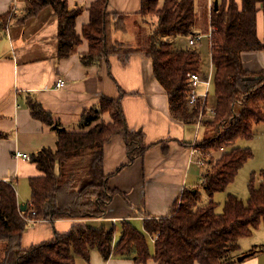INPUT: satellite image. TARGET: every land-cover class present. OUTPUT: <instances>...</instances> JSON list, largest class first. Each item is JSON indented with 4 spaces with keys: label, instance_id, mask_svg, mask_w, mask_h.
<instances>
[{
    "label": "trees",
    "instance_id": "16d2710c",
    "mask_svg": "<svg viewBox=\"0 0 264 264\" xmlns=\"http://www.w3.org/2000/svg\"><path fill=\"white\" fill-rule=\"evenodd\" d=\"M108 1L97 0L90 8L91 19L83 30L84 38L90 41V52L82 56V62L89 65L110 55L126 59L136 52L146 53L153 59L154 74L169 96L174 115L194 122L200 115L201 102L189 108L187 99L191 75L201 72L202 59L193 48L175 49L173 40L194 35L198 29L200 16L196 1L165 0L160 7V0H142L141 14L158 18L152 36L136 49L115 50L108 47L109 23L124 16L110 14ZM262 2L223 0L217 10L214 6L211 20L207 6L203 12L207 26L213 29L211 59L216 96L215 115L203 120L211 134L196 145L208 159L201 184L207 200L199 190L186 189L179 206L177 202L167 216L146 218L144 230L126 220L121 227L113 224L96 228L87 224V220L105 216L116 194L108 184L109 175L104 173L105 145L114 136L121 135L130 164L164 141L146 145L143 134L128 129L122 97L102 98L98 107L85 114L83 124L89 130L82 132H68L39 104H32L34 117L57 130V147L43 149L32 156L41 176L31 180L32 199L24 211L18 205L13 187L8 184L0 187V242L6 244L0 264H75L77 256L89 260L94 249L107 260L113 256H137L141 263L154 259L159 264H235L240 240L264 224V170L259 174L262 181L258 183L253 173L247 202L228 194L222 212H218L220 204L214 196L226 191L254 157L252 149L238 147L237 143L241 139H253L255 125L264 122V71L246 70L241 59L244 51L264 49L257 32L258 5ZM49 6L59 19L60 55L69 56L82 41L76 31L80 9H71L66 0H28L27 9L17 22L23 23ZM9 19L3 18L7 22ZM123 95L122 91L120 96ZM105 112L111 114L112 122L101 119ZM220 150L224 151L223 155L215 159L213 154ZM77 159L81 160V168L88 171L78 190L64 178L65 166ZM69 188L73 191L68 201L63 195L69 193ZM33 210L36 220H73L75 223L67 233L57 232L52 240L24 248L22 237L30 224L25 216L32 217ZM118 232L120 236L116 240ZM148 236L154 242L153 252ZM256 251L253 249L251 254Z\"/></svg>",
    "mask_w": 264,
    "mask_h": 264
},
{
    "label": "crops",
    "instance_id": "0c3cea01",
    "mask_svg": "<svg viewBox=\"0 0 264 264\" xmlns=\"http://www.w3.org/2000/svg\"><path fill=\"white\" fill-rule=\"evenodd\" d=\"M66 1L71 9L82 11L76 20V31L82 41L69 56L62 57L59 19L51 6L21 23L17 18L26 11L28 0H0V23L3 18L10 17L7 23L0 25V187L2 184L10 185L17 195L18 205H28L32 199L31 180L41 176L32 156L43 149L55 150L57 147V130L34 117L32 104H39L52 115L56 124L68 132H82L89 129L83 124L85 114L98 107L102 98L122 97L128 129L132 133L143 134L146 145L164 143L152 146L144 157L130 164L126 142L121 135L114 136L105 145L104 173L109 175L108 184L116 194L104 217L90 219L86 223L95 227L93 222L104 220L121 227L126 220L144 230L145 219L169 215L174 205L180 202L184 190L202 192L201 184L207 168L198 163L199 156L192 154V147L208 137L211 129L206 123H199L198 118L194 122H186L174 115L169 96L154 74L153 59L146 53L136 52L126 59L110 55L85 65L82 56L90 52V41L84 38L83 30L90 22V8L97 0ZM195 1L200 16L198 29L194 35L177 37L183 47L181 49H195L189 41L197 35L202 38L195 47L203 45L204 37L208 36L204 9L207 6L211 20L215 1L220 5L223 3V0ZM236 1L240 3V0ZM164 3L165 0H160L159 6ZM141 8L142 0L108 1L110 14L125 17L110 21L109 49L138 48V29L143 24H153L152 36L158 18L150 15L154 23L150 22L141 14ZM257 32L264 44V2L258 5ZM241 59L246 70L253 73L264 71V49L244 51ZM60 79L66 82L62 88L56 86ZM122 91L125 95L120 96ZM203 91L204 86L199 87L198 92ZM215 105L211 104V107ZM101 119L112 122L109 112L103 113ZM254 133L247 148L253 150L255 169L261 173L264 170V122L255 125ZM17 152L28 154L30 159L17 158ZM223 153V150L214 153V158L219 159ZM260 177L258 182L262 180ZM215 196H219V201L225 198L224 192ZM74 223L73 220L30 223L23 234L22 246L26 248L52 240L57 232H69ZM119 236L120 232L116 240ZM148 239L154 244L152 238L148 236ZM241 240L244 241L239 242L237 257L251 254L253 249L257 251L243 261L237 259L235 264H264V224ZM150 249L153 252L154 245ZM75 264L159 263L154 259L141 263L137 256H113L107 260L94 249L89 260L77 256Z\"/></svg>",
    "mask_w": 264,
    "mask_h": 264
},
{
    "label": "rangeland",
    "instance_id": "374dc122",
    "mask_svg": "<svg viewBox=\"0 0 264 264\" xmlns=\"http://www.w3.org/2000/svg\"><path fill=\"white\" fill-rule=\"evenodd\" d=\"M125 18V17H124ZM145 19H149L150 22L154 23V20L152 19V17L146 16L144 17ZM7 21L2 20V23H5ZM0 23V25L2 24ZM146 23V22H144ZM208 31L206 32L207 34H209V31L211 29L210 25H208ZM153 29V24L149 23L148 26L144 25L140 26L138 30H140V43H144V41L148 40L151 37V30ZM134 30H135V25H134ZM146 30V31H145ZM184 37V36H181ZM179 38V37H178ZM178 38L175 40L174 43V48L178 49V50H182L181 48V44L180 41L178 40ZM196 51H198L200 53L201 59H202V65H201V73L204 74L205 76H209L211 74V82H210V92H209V106L211 107V104H216V96H215V81H214V77H215V71H214V67H212V59H211V43H210V39L208 38V36L204 37L203 39V45L196 48L194 47ZM212 74H213V80H212ZM205 90H206V85H203ZM215 109V107H214ZM89 130V129H88ZM85 130V131H88ZM84 131V130H83ZM201 138V135H200ZM250 142H248V140H239L237 143L238 147L241 148H247V146L249 145ZM254 158V157H253ZM250 159L244 166L243 168L239 171L238 176L235 180V182L233 184H231L226 191H224V195L225 198L222 201H219V196H215L216 198V202H220V207L218 208V212H222V206L225 203L228 194H234L236 195L240 200H242L243 202H247L249 197H250V192H249V184H250V180L251 177L253 175V173L255 174V179L258 183V178H259V174L260 172H258L255 168H256V159ZM81 160H76L75 163H69L67 164L64 170V178H67L68 180H70L71 182V187H74L76 190L79 189V187L81 186V182H83L85 180V175L88 171H84L81 168ZM262 181V180H261ZM69 193L65 194V192H63V196L66 197V199L69 201L70 200V196L71 195V191L72 188H69ZM203 192V190H202ZM204 196V200H207V195H205V193L203 194ZM179 206V203H178ZM35 219V217H34ZM36 220V219H35ZM104 221V220H103ZM93 222V225L95 227H99L101 224L105 225V226H111V223L108 222ZM37 222V220H36ZM103 222V223H102ZM150 241V240H149ZM240 241H244V240H240ZM151 242V241H150ZM150 246L153 245V243H149ZM5 247L6 244L3 242H0V261L3 259L4 257V252H5ZM236 255H238V252L235 253ZM240 257V256H239ZM237 257V259L239 258Z\"/></svg>",
    "mask_w": 264,
    "mask_h": 264
},
{
    "label": "built area",
    "instance_id": "2783aa9c",
    "mask_svg": "<svg viewBox=\"0 0 264 264\" xmlns=\"http://www.w3.org/2000/svg\"><path fill=\"white\" fill-rule=\"evenodd\" d=\"M208 37H209L210 41L212 42V38H213V29L212 28L209 31ZM201 38L202 37L199 35L191 37V39L189 41V45L191 47H195ZM212 67H213V64H212ZM212 80H213V74H212ZM210 82H211V74L207 77L204 74H202L201 72L200 73H194L191 75V78H190L191 92H190L188 99H187V105L189 108H194V107H196L198 102H201V112H200V115L198 117L199 123H202L203 120H205V118H210V117H213L215 115L214 109L209 106ZM65 85H66V82L63 79H60L56 84V86L58 88H62ZM203 85H206V90L204 88V91L199 93L198 89H199V87H201ZM192 154L193 155L197 154L199 156L198 163L201 166H205L207 164L208 159L205 158L202 155V153L196 147H192ZM16 157L17 158L21 157V158H25V159H30V156L28 154H24L21 152H17ZM35 215H36V211L33 210L32 211V217H29V216L26 217L25 216V219L29 223H34V222H36V220L34 219ZM115 221L116 220L114 219V222Z\"/></svg>",
    "mask_w": 264,
    "mask_h": 264
},
{
    "label": "water",
    "instance_id": "95a60500",
    "mask_svg": "<svg viewBox=\"0 0 264 264\" xmlns=\"http://www.w3.org/2000/svg\"><path fill=\"white\" fill-rule=\"evenodd\" d=\"M218 1H215V9L217 10L218 9ZM28 205H23L22 206V210L24 211L26 208H27ZM248 256H250V254H246V255H242L238 258V261H243L245 258H247Z\"/></svg>",
    "mask_w": 264,
    "mask_h": 264
}]
</instances>
